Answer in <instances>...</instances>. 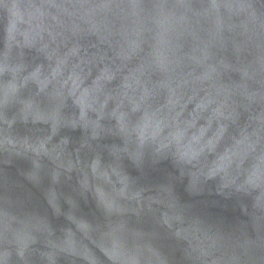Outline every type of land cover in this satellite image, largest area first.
<instances>
[{"label":"water","instance_id":"obj_1","mask_svg":"<svg viewBox=\"0 0 264 264\" xmlns=\"http://www.w3.org/2000/svg\"><path fill=\"white\" fill-rule=\"evenodd\" d=\"M0 264H264V0H0Z\"/></svg>","mask_w":264,"mask_h":264}]
</instances>
